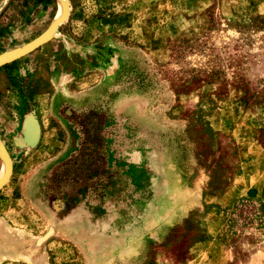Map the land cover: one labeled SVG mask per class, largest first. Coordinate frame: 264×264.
<instances>
[{"label":"rangeland","instance_id":"rangeland-1","mask_svg":"<svg viewBox=\"0 0 264 264\" xmlns=\"http://www.w3.org/2000/svg\"><path fill=\"white\" fill-rule=\"evenodd\" d=\"M0 56V264H264V0H0Z\"/></svg>","mask_w":264,"mask_h":264},{"label":"water","instance_id":"water-1","mask_svg":"<svg viewBox=\"0 0 264 264\" xmlns=\"http://www.w3.org/2000/svg\"><path fill=\"white\" fill-rule=\"evenodd\" d=\"M64 19H65V17H62L59 20H57L50 27V29L48 30V32L45 35H43V36L37 38L36 40L32 41L31 43H29L23 50H21V52L17 55V57L34 50L35 48H37L38 46H40L44 42L50 40L52 38L53 34L55 33L57 27L61 24V22ZM5 62H7V60H2V57L0 56V64L1 63H5ZM0 156L7 163V171H6L5 175H4V177L0 181V189H1L6 184L7 180L11 176V174L13 172V165H12L11 161L9 160V158L7 157L5 152H0Z\"/></svg>","mask_w":264,"mask_h":264},{"label":"bare ground","instance_id":"bare-ground-1","mask_svg":"<svg viewBox=\"0 0 264 264\" xmlns=\"http://www.w3.org/2000/svg\"><path fill=\"white\" fill-rule=\"evenodd\" d=\"M0 148H3V146L0 144ZM4 149V148H3ZM6 171H7V169L5 170V173H6ZM5 173H4V175H5ZM4 175L2 176V178L4 177ZM1 178V179H2ZM1 179H0V181H1Z\"/></svg>","mask_w":264,"mask_h":264}]
</instances>
